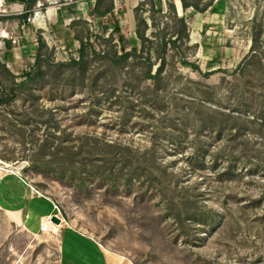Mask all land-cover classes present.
Returning <instances> with one entry per match:
<instances>
[{"label": "rangeland", "instance_id": "obj_1", "mask_svg": "<svg viewBox=\"0 0 264 264\" xmlns=\"http://www.w3.org/2000/svg\"><path fill=\"white\" fill-rule=\"evenodd\" d=\"M183 1L2 0L0 264H56L54 207L133 264H264V0Z\"/></svg>", "mask_w": 264, "mask_h": 264}, {"label": "crops", "instance_id": "obj_2", "mask_svg": "<svg viewBox=\"0 0 264 264\" xmlns=\"http://www.w3.org/2000/svg\"><path fill=\"white\" fill-rule=\"evenodd\" d=\"M25 205L26 204L23 203L21 207H14V209L11 210H7L0 205V210L4 213L5 211L17 213V217H19L21 225L24 228L26 218L24 217L23 219L22 215ZM12 222L17 226L15 221ZM31 229V232L27 229L25 230L33 236L44 235L39 232V226L35 229ZM55 237L58 238V260L56 264H133L124 256L106 250L107 248L99 244L93 238L81 234L68 226H62Z\"/></svg>", "mask_w": 264, "mask_h": 264}, {"label": "trees", "instance_id": "obj_3", "mask_svg": "<svg viewBox=\"0 0 264 264\" xmlns=\"http://www.w3.org/2000/svg\"><path fill=\"white\" fill-rule=\"evenodd\" d=\"M4 2H6V3H8V4H13V3H18V4H20V5H23L24 6V14L23 15H21L20 17H19V19L20 20H22V22L24 23L25 22V19H26V17H27V15H28V13H30V11L37 5V3H39V1H41V0H3ZM182 1V3H181V5H182V8H183V10H187L188 8H190L191 6H189V5H187L183 0H181ZM175 6V5H174ZM99 2L97 3L96 2V5H95V8H94V13H95V15H97V16H105L106 14H110L111 13V11H112V7H110L107 11H105V13H99ZM172 11H174L175 12V10H174V8L172 7ZM137 20V22L139 23L138 24V26H137V30H136V36H137V38H138V40L140 41V44L143 46V44L145 43V42H148V39L145 37V31L147 30V24H146V22L145 21H143V20H141V19H136ZM178 21L180 22V25H181V27H182V31H181V34L182 33H184L185 31H186V26H185V24H184V21H183V19H178ZM143 27L142 28V30H140V27ZM180 34V35H181ZM175 41H176V39L175 40H169L168 42L170 43V44H172V45H175ZM39 45H40V49L41 48H43L44 47V44L40 41V43H39ZM161 53H163V51L165 50V47H166V43H162L161 42ZM7 46H8V48H10V43L8 42L7 43ZM124 53L122 54V55H120L119 57H117L116 56V53H114L113 54V56H109V55H106V57H108V58H110L114 63H116V62H124V61H126L128 58H130V56H133V57H135V58H138V57H140V55H139V53L137 52V50L135 49V48H133L130 52L131 53H127V52H125V51H123ZM138 54V55H137ZM84 56H85V43H82V42H80V50H79V60L78 61H70V63H69V66H71V67H77L78 69H81V70H83V66H84ZM147 63H148V71H147V75H146V78L148 79V80H152L153 82H154V86H157V84H158V81L160 80V78H161V74H162V70H163V67H164V62H163V60H161V57H160V65L156 68V72H155V74L154 75H151V70L153 69V66H152V64L150 63V53H149V51H148V54H147V56H146V58L144 59ZM39 65V56H38V59H36V66H35V68L37 67ZM184 65H186V66H188V67H190V65H189V63H187V62H185L184 61ZM190 68H192V67H190ZM193 68H195V70H196V72H199V69L198 68H196V67H193ZM37 69H39L38 67H37ZM37 74H42V72L39 70L38 71V73ZM32 74L31 73H28V74H26V78L27 79H32ZM26 79V80H27ZM0 102H3V101H0ZM105 147H106V149H113V147L111 146V145H109V144H105L104 145ZM66 149V148H65ZM73 154H76V153H74L73 152ZM123 154H120V156H122ZM0 205L3 207V208H5V209H7V210H11V209H14L13 207H11V206H8V205H5V204H3L2 202H0ZM48 216V215H47ZM36 219H38V217L36 218ZM35 219V220H36ZM38 221V220H37ZM30 227V226H29ZM29 229V228H28Z\"/></svg>", "mask_w": 264, "mask_h": 264}, {"label": "built area", "instance_id": "obj_4", "mask_svg": "<svg viewBox=\"0 0 264 264\" xmlns=\"http://www.w3.org/2000/svg\"><path fill=\"white\" fill-rule=\"evenodd\" d=\"M30 18L28 19L27 22H30ZM54 211L56 213H51L50 215H48L47 217L43 218L42 222L39 225V232L41 234L44 235H56L58 233V231L60 230V228L62 226H65V221L62 218V216L60 215V211L54 207ZM56 217L57 219H59L60 224H55L52 222V218Z\"/></svg>", "mask_w": 264, "mask_h": 264}, {"label": "water", "instance_id": "obj_5", "mask_svg": "<svg viewBox=\"0 0 264 264\" xmlns=\"http://www.w3.org/2000/svg\"><path fill=\"white\" fill-rule=\"evenodd\" d=\"M175 8H176V6H175ZM176 10H177V9H176ZM179 16H180V15H179ZM52 222L55 223V224H58V225L60 224L59 219H57L56 217H53V218H52Z\"/></svg>", "mask_w": 264, "mask_h": 264}, {"label": "bare ground", "instance_id": "obj_6", "mask_svg": "<svg viewBox=\"0 0 264 264\" xmlns=\"http://www.w3.org/2000/svg\"><path fill=\"white\" fill-rule=\"evenodd\" d=\"M1 2H2V0H0V3H1ZM15 8L18 9V8H20V6L16 5ZM19 10H20V9H19Z\"/></svg>", "mask_w": 264, "mask_h": 264}]
</instances>
